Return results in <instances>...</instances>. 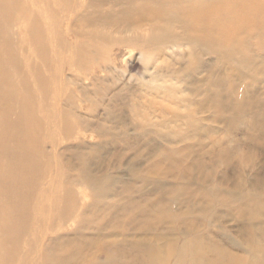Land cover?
Returning <instances> with one entry per match:
<instances>
[{"label": "bare ground", "instance_id": "1", "mask_svg": "<svg viewBox=\"0 0 264 264\" xmlns=\"http://www.w3.org/2000/svg\"><path fill=\"white\" fill-rule=\"evenodd\" d=\"M20 1L15 0L14 8L25 13L24 19L29 22L28 44L35 47V54L40 55L38 58L48 71L52 61L56 65L59 56L68 50L72 59L64 64L62 71L72 72L77 66L80 70L77 61L95 54L86 48L95 51L94 46L106 42L138 52L141 60L149 53H155L158 60L168 58L177 50L179 58L177 55L175 58L180 69L165 70L166 77L181 82V89L173 80H164V75L159 73L161 68L159 74L154 73L160 80L155 86L151 83L153 88L147 91L156 100L160 93L172 94L168 98L172 102L191 108L194 105L191 97L199 94L202 86L197 78L205 66L202 59H214L215 65L209 68L217 70L219 78L213 85L209 82L211 86L203 93L206 109L212 112L208 123L223 124L225 132L220 135L204 126L197 118L198 108L188 112L185 124L170 127L165 137L159 128H165L167 123L151 122L150 114L141 108L143 96L130 95L131 87L127 85L108 87V82L104 88L111 94L105 97L106 104L103 100L98 102L103 111L98 115L97 105L85 103L90 102V93L76 82H81L80 74L74 76L75 81L72 77L63 78L58 87L61 92L57 94L58 88L52 82L54 76L43 74L40 63V66L30 63L28 70L37 75L30 86L37 87L42 95L40 104H36L38 100L32 98L21 76L24 68L18 66L14 73L20 75L17 80L24 83L23 90L6 81L4 84L10 89L0 93V264H264V178L257 175L249 181L240 177L229 185L231 180L223 177V187L212 180L219 166L229 167L227 155L233 154L234 148L240 151L236 139L228 140L235 131H231L232 124L238 121L247 129L245 141L264 142V96L254 92L255 88L264 90V63L259 51H254L255 45L264 49V0H62L59 3L29 0L23 4ZM39 9L54 23L55 17L63 12L70 13L64 18V38L62 33L57 36L59 52L53 53L48 48L51 43L57 44L55 29L47 40L43 22L48 20L39 18L42 16ZM68 39L72 40L71 49L64 42ZM189 46H197L198 52L191 53V48H187L185 54ZM15 53L10 55L16 61L19 57ZM219 63L225 68H218ZM6 67L0 63L2 73L7 74ZM90 82L94 86L95 81L90 79ZM69 85L75 86L73 92L82 96L78 98L81 105L76 94L66 92ZM98 89L96 94L102 95L103 90ZM52 93L55 95L51 96ZM29 103L40 107L39 114L28 108ZM152 103L154 108L159 107L155 101ZM128 107L135 110V120L142 123L135 140L162 139L168 146L156 147L141 170L129 169L126 174L117 175L107 171L95 174L93 161L116 142L107 143V134L115 140L127 137L125 130L119 136L113 135L110 127L114 120L122 126L121 112ZM49 122L57 124L64 142L73 144L61 153L62 156L69 153L71 160L65 161L59 154L54 162L57 146L49 133ZM76 124L82 132L99 140L88 145L83 136L76 137L72 133ZM38 135L51 138L50 152L45 149L46 142L37 139ZM202 135L207 136L209 147L195 150L194 144L202 146ZM205 158L212 164L203 163ZM238 159L246 162L249 158L239 152ZM57 163V172L52 174L50 170ZM195 171L207 172L199 178L203 185L198 191L192 188ZM131 183L150 187L152 193L147 197L141 188L135 192ZM207 186L211 188L207 190ZM76 188L84 189L80 197ZM51 207H58L59 212L52 214ZM220 209L226 211V217L243 222L235 237L227 226L213 225L221 218L217 214ZM169 222L175 225L176 235L167 236L166 242L158 245L164 240L160 229ZM181 224L186 227V233L179 235L176 227ZM131 227L137 228L133 234L127 232ZM91 234L107 239L102 242V258L89 252L92 241H96ZM163 245L162 251L167 254L156 260V253Z\"/></svg>", "mask_w": 264, "mask_h": 264}, {"label": "rangeland", "instance_id": "2", "mask_svg": "<svg viewBox=\"0 0 264 264\" xmlns=\"http://www.w3.org/2000/svg\"><path fill=\"white\" fill-rule=\"evenodd\" d=\"M26 1H29V0H21L20 3L23 4ZM55 1L57 3H59L62 0H54V2ZM14 2H15V0H0V17H1L0 18V63L7 65L5 71H8L7 74H5V73H2V71H4V70H2V68L0 69V93H7L8 90L10 89V86H7L4 84L6 81H11L14 88L17 86L18 89L23 90L24 83L18 82V80H19L18 76H20V75L16 76L14 73L15 68H17L18 66H21L24 68V70L21 69V70H23L21 72V74H22L21 76L26 81L25 85L28 86V90L30 91V94H32V98L38 100V102L36 104H40L41 97H42L40 90L37 87H33V85L30 86L33 82H35V77L37 75L28 70V67H29L28 65H30V63H36L38 65L40 63L41 68L43 70L41 68L40 69L42 70L43 74H45V75L50 74V75L54 76L52 82L55 84L56 89L61 85L63 78L72 77L74 79L75 75L80 74V77L82 80H81V82H79V81H76V82L79 84V86L86 88V91L88 93H90L89 96L87 95L90 102H85V103L87 105L88 104L89 105L92 104L95 106L97 105L96 107H97V114L98 115L103 114V111L100 110L101 106L98 102H101L103 100L104 104H106L107 98L111 94V91L108 92L110 94L105 92L107 90V88L105 89L104 87L107 85V82H108L109 83L108 87L119 88L120 86L127 85V86L131 87L130 88L131 90L129 93L130 95L135 94L134 96H136V95L143 96V103H142L141 108L148 115L150 114L151 122L154 125L158 122L159 123L162 122L164 124L167 123L168 126L165 125L164 126L165 128H162V127L159 128V130L161 131V133H163L165 135V137L167 136L168 132L170 131V129H169L170 127L174 128V127H178L182 124H185V122L187 121L188 112L195 111V109H198V108H200V112L197 114V118L202 121L204 126L210 127L213 131H215L216 133H219L220 135H221V133L225 132V130H224L225 128H224L223 124H212V125H210L208 123L211 120L212 112L210 110L206 109L207 103H205V101H207V100L205 99L204 93L207 91L209 86L215 84L216 80L219 78V76H217L219 74V72L217 70H213V68H212V71H213L212 72L211 69L209 68V67L215 65V63H213L214 59H212L210 57H205L204 59H202L204 61L203 64L205 66H203V68L201 69V73L197 77L198 82H199L198 83L199 86H201V85L202 86L200 88L199 94H196L193 97H191V101L194 104L191 108L179 107L180 104L177 105L175 101L172 102L171 99H168L171 96H174V95L169 94V93H167V94H169L170 97L166 96V94H165V96H163L160 93L161 97L159 98V100L157 99L160 102L159 103L155 99V97H152L148 94V93H150L149 91L152 90L151 87L153 88V86L156 85L154 83H156L160 80V76L158 75L159 73L164 75V78H165L164 80L166 82H169V81L172 82V80H173L175 84L178 83L177 84V85H179L178 89H179V87L181 89V84H180L181 82H178L177 80L170 79V78L166 77L167 67L169 68V71H170V69H174V70L180 69V65H179V63H177L178 62L177 59L179 58V56H178L179 53L177 52V50L175 51L176 53L174 56L171 55L168 58L164 57L162 59H159V60H161V63H160V61L155 58V53H153L151 55L149 53V56H148V54H145V55H143V56H145L144 60H141V59H139V53L134 51V50H133V52H131L132 49H130L128 47H124V46L120 47L117 45H111L108 42H106V45H103V46H101V45L94 46L93 45L96 50L92 51V48H90L88 45H85L82 43V45H85L84 47L88 46L90 48V50H89V48L88 49L86 48L87 51H89L91 53L93 52L95 54H92V56L89 55V57L87 55L85 57V55H84L85 58H81V61H77V64L79 66H81V69H80L81 71L77 69L78 66H77V68L75 67L72 72H68V71L63 72L62 71V67L64 66V64L67 62H70V60L72 59V53H69L70 52L69 50L64 52L61 56H59L56 65H52L53 61H52V63L50 61L51 66H49V71H48L46 69V66L42 63V59L38 58V56H40V55L35 54V49H34L35 47L28 44L27 39L29 38V34H30L29 22L26 18L24 19L25 13L22 14L21 11H18V9L14 8ZM33 4H36V3L33 2ZM39 13H42L41 14L42 16H39V18L42 21H44L46 19L48 20V21L46 20L47 23L43 22L45 25V28H46V32L48 33L47 34V40L51 37L52 31L54 32V29H55V37L57 39V44L55 46L54 43H51L48 47L49 50L53 51V53H55L57 51L59 52L60 47L58 46L59 41H58L57 36H58V34L62 33V37H63V32L66 29V24H65L66 22H65L64 18L68 17L70 13L69 12H63L59 16L55 17L57 20V21H55V23L53 20L50 19L49 15H47L42 9H39ZM74 14H76L75 11H74ZM74 14H72V15H74ZM177 32H179V31H177ZM53 37H54V35H53ZM44 39L45 38L42 35V40H44ZM67 41L64 40V42L67 43L68 45H69V42H72L71 39H68ZM31 42H32V40H31ZM107 44H109V46H112V47L109 48V46H107ZM225 44H227V43H225ZM69 47H70V45H69ZM223 47H227V46H223ZM162 48H164V47H162ZM187 48H188V50L191 48L190 49L191 53H194V54L197 53L198 49H199V48L197 49V46L186 47L185 48V54L188 52ZM262 48H264V46ZM37 49H40V48L37 46ZM70 49H71V47H70ZM97 50H99V53L96 52ZM17 51H18V53H17ZM117 51H119V52H117ZM254 51H257V52L259 51L258 53L260 55V58L262 59V61L264 63V49L256 48V45H255ZM19 52L21 55H19ZM10 53H12V54L15 53L16 57H19V59L16 58V61H15V58L11 57ZM176 55L178 58H175ZM21 57H23V58H21ZM88 59H89V61L87 62L86 60H88ZM23 60H25V63ZM74 62H76V61H74ZM89 62H90V64H89ZM191 62H192L191 63V67H192L193 61H191ZM22 63H24V64H22ZM219 64H220V66H218ZM219 64L216 65L218 68H220V69L225 68V65H223L222 63H219ZM86 65H87V67H89L88 69H86ZM25 68H27V69H25ZM161 68H162V72H159V71H161ZM83 69L85 71L87 70V72H85ZM103 69H105V70H103ZM88 70H90V72ZM154 73H158V74H154ZM17 78H18V80H17ZM200 78H202V79H200ZM86 79L88 81H86ZM90 79L95 81L93 84L95 87L91 85ZM74 81H75V79H74ZM82 81L84 82V84L82 83ZM209 82H212V84L209 85L208 84ZM151 83H153V84H151ZM138 84L142 88H140V86ZM150 84L153 86H151ZM98 85H100L99 89L103 90V91L101 90L103 92L102 95H100L99 93L96 94V90L98 89ZM75 89L76 88L73 85H69L68 88H65L66 92H68L72 96L74 94H76L73 92V91H75ZM93 89H95V91ZM99 89H98V91H100ZM259 89L260 88L254 89V92L256 93V95L257 96H264V90H262V89L259 90ZM147 90H149V91H147ZM60 92H61V90L58 88L57 94H60ZM104 92L107 94H104ZM54 93H52L51 96H54L55 95ZM76 96H77L76 100L78 101V104L80 103V105H81V102H79L78 98L82 99V96L79 93H77ZM105 97H107V98H105ZM61 99H63V97H61ZM154 101H155V103H157L159 105L158 108H154L155 106H153V103H152ZM166 102L169 104L167 105ZM32 103H34V102H32ZM201 105L204 108H201L200 107ZM33 106L34 105H32L30 103L28 104V108L31 110L33 109V113L39 114L40 107L37 105V106H34V108H33ZM61 106H62V104H61ZM78 113H74V114L78 115ZM121 115H122V120H123L121 122L122 126L119 123H117L116 120H114L112 122L113 125H111V127H110V129H111L110 133H112L115 136H119L121 133V130L122 131L125 130L127 133V137H125L123 139L116 137V140H115L110 135L107 134V137H106L107 143H111L113 141H116V142L111 144L112 146L109 145L104 151L101 152L102 154L99 156V158H97L93 161L92 170L95 174L100 175V174H102V172L106 173V171H107L109 174L115 173V175H117V173L120 174V172H123L124 174H126L127 172H125V171H128L129 169L141 170L146 165V161H147L148 157L152 154V152L154 151V149L156 147L162 148V147L168 146L165 144V142L162 139H156V140L151 139V140H147L148 142L135 140L136 133L139 132V129L142 126V123L139 121V119L135 120V117H136L135 110L128 107V109L122 110ZM69 118L71 119L72 116L70 115ZM140 123H141V126H140ZM232 125H231V127H232L231 131H233V130H235V131H234V133L232 132V135L229 136L228 140L230 142L231 141L230 139H232V138L236 139L239 143L240 151H237L233 147L234 149L232 151H234V153L231 154L230 156L227 155V161H228V163H230L229 167L227 169H225L223 166H219L217 168V171H216L217 175H215L212 178V180L215 183H217L218 185H220L221 187L224 186V184L222 183V182H224L223 177H228L231 180L229 185L235 184L239 180L240 177H245L246 179H249V181H253L254 176L256 177L257 175L260 176L261 178H264V169H263L264 168V142L259 141V140L255 141V142L254 141H250V142L245 141L244 137H245V133H247V129L243 126V124L241 122L237 121ZM47 127L49 129V133L54 136V144H55V146H57L56 159L54 162L58 161L59 154L61 155V158L63 157V159L65 161L71 160V156L69 153L65 154L64 156H62L61 153L64 151V149L71 146L72 143L68 144V143L63 141L64 139L62 140V135L60 134V130H58L56 128L57 124L49 122ZM183 128L185 129V127H183ZM72 133L76 137L78 136L79 138H82V136H83V138L85 139V141L87 142L88 145H93L92 144L93 142H97L99 140L97 137H93L94 135H91V137H90V134L82 132L81 127L78 126L77 124L73 127ZM38 136H37V139H41V142H43V143L46 142L45 149L48 152H50L53 144L48 143V141H50L49 139H51V138H47L44 136L38 137ZM201 137H202V139H201L202 140L201 141L202 146L199 147V146H197V143L194 144L193 146L195 147V150H199L202 148L206 149L209 147L208 141L205 140V138L207 136L202 135ZM182 145L183 144H180L179 146H182ZM239 152L246 153L247 157L249 159H246V162H244L243 159H241V160L238 159ZM59 162L61 163V161H59ZM204 162L205 163L210 162L212 164V162L209 161L207 158H205L203 160V163ZM58 164L59 163H57L56 166H54V168L50 170V171H52L51 172L52 174L53 173L56 174ZM206 174H207V172H205V171H195V174L193 177L194 179L192 181V184H193L192 188L194 191H198L200 189L199 187L201 185H203L202 180L199 178L205 176ZM121 175H123V174L121 173ZM208 183H205V184H208ZM131 184L134 186L133 190H135V192H136V190L138 191L141 188V190L145 192V195H147V197H149L150 194L152 193L150 190V187H142L141 185L134 184V183H131ZM210 188H211L210 186H207V190H209ZM81 191L84 192V189L76 188L75 189L76 195L80 197L79 193ZM86 201H88V200H86ZM79 202L82 204L83 199H80ZM49 211L52 214H57L59 212L58 207L56 209L51 207L49 209ZM217 214L221 218L218 220L217 223L216 222L213 223V225L217 226V225L221 224V225L227 226L228 229L230 230L232 236L235 237L234 234L237 235L236 232H238L239 230L242 229L243 222L241 220H238L237 218L226 217L225 216L226 211L222 210V209L218 210ZM176 229H177V232L179 235L186 233V227L183 226L182 224L180 226H177ZM136 230H137V228L135 229V228L131 227L129 229V231H127V232L129 234H133L134 231L136 232ZM104 232L108 233V230H104ZM160 232L163 234L162 237H164V240L160 241L158 243V245H162L163 243H165L167 240V236L170 237L171 235H176L175 225L173 223L169 222V224L163 226L160 229ZM138 235H139V237H143L141 234H138ZM91 237H93V239H95L96 241H92V245L89 247V252L91 254L94 253L99 258H102V253H101V249H102V245H103L102 242H105L107 239H104V240L98 239L97 236L94 234H91ZM162 249H165V245H163L159 248L158 252L156 253V260L157 259L162 260L165 257V255L167 254L166 251H162Z\"/></svg>", "mask_w": 264, "mask_h": 264}]
</instances>
